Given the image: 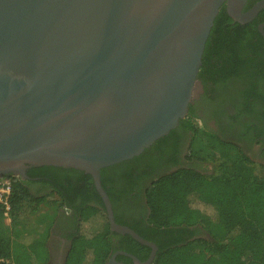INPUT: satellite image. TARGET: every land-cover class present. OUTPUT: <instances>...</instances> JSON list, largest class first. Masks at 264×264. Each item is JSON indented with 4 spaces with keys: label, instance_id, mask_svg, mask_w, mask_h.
<instances>
[{
    "label": "water",
    "instance_id": "obj_1",
    "mask_svg": "<svg viewBox=\"0 0 264 264\" xmlns=\"http://www.w3.org/2000/svg\"><path fill=\"white\" fill-rule=\"evenodd\" d=\"M246 0H0V178L29 166L92 177L111 231L157 246L114 220L100 169L140 154L187 113L213 20L239 23ZM264 24L258 26L264 39Z\"/></svg>",
    "mask_w": 264,
    "mask_h": 264
},
{
    "label": "trees",
    "instance_id": "obj_2",
    "mask_svg": "<svg viewBox=\"0 0 264 264\" xmlns=\"http://www.w3.org/2000/svg\"><path fill=\"white\" fill-rule=\"evenodd\" d=\"M255 1L247 0L243 10ZM260 23H264V7L251 21L239 23L228 16L222 5L206 39L194 85L199 81L224 83L231 77L246 79L247 90H254L258 82L264 84V39L257 29ZM191 116L190 111L178 124L187 125L193 139H197L199 132L207 138L205 145L197 140L201 144L198 143L197 153L215 162L214 173L205 175L182 167L162 175L144 189V213L134 215L127 210L128 214L122 216L116 210L121 198L107 187L104 173L125 165L128 160L105 166L100 169V182L110 200L114 220L155 243L157 251L151 264H264V169L254 166L241 151H230L210 132L192 125ZM173 131L156 139L153 145L164 141ZM54 171L78 178L67 189L82 202V207L76 209L80 218L78 230L71 235L64 264H109L116 251L146 260L149 247L127 234L110 230L103 202L89 174L42 165L31 167L27 176L59 184ZM4 177L11 180V191L8 223L0 204V264H46L45 243L39 239L24 243L23 239H30L31 234L22 228L38 225L48 235L53 216L49 222L44 216L57 206L58 199H48V195L35 197L21 178ZM59 196L63 203H68L62 194ZM98 216L101 218L98 229L81 230L83 223L95 221ZM195 225L210 239H191ZM115 261L133 264L123 253H117Z\"/></svg>",
    "mask_w": 264,
    "mask_h": 264
},
{
    "label": "flooded vegetation",
    "instance_id": "obj_3",
    "mask_svg": "<svg viewBox=\"0 0 264 264\" xmlns=\"http://www.w3.org/2000/svg\"><path fill=\"white\" fill-rule=\"evenodd\" d=\"M246 3L247 0L241 11L248 10L254 4L243 10ZM260 24L257 25V29ZM246 84V79L240 80L236 77L215 84L199 81L194 85L185 117L191 111L192 125L197 120L198 128L219 138L229 150L241 151L254 166L264 169V84L258 82L254 90L245 89ZM173 130L172 135L164 141L155 145L153 142L145 151L127 159L125 165L108 169L104 173L107 187L121 198L116 210L122 216L128 214L127 210L134 215L144 213L146 208L144 189L152 180L162 175L182 167L195 169L205 175L214 173L215 162L208 158L203 159V156L198 154L197 159L193 158L190 153L194 138L190 128L184 124H177ZM199 134L197 140L205 145L207 138L201 132ZM31 167L33 166L26 169V176L27 170ZM53 174L59 184L46 183L38 176L19 178L26 182V187L35 197L50 195L53 196L51 199H58L48 229V238L56 260L60 261L71 245V235L78 230L80 218L76 209L82 207V202L67 189L70 184L78 182V178L59 171H54ZM59 194H62L68 203H63ZM192 230L195 234L191 239L197 237L210 239L200 226L195 225Z\"/></svg>",
    "mask_w": 264,
    "mask_h": 264
},
{
    "label": "rangeland",
    "instance_id": "obj_4",
    "mask_svg": "<svg viewBox=\"0 0 264 264\" xmlns=\"http://www.w3.org/2000/svg\"><path fill=\"white\" fill-rule=\"evenodd\" d=\"M198 122L197 120L194 121V125L197 126ZM231 151V150H230ZM190 153L192 154L193 158H196L197 159V154L198 155H201L199 153H197V139H192V142H191V146H190ZM8 180L9 178H6V177H2L0 178V181H3V180ZM53 197V196H52ZM50 195L47 196V198H52ZM53 212L51 213L50 212H47L44 216V219L46 221H50L51 219V216H52ZM101 218L98 216L95 221H88L86 223H83L82 224V227H81V230L82 231H85L87 232L89 229H98L99 227V224H100V221ZM25 232H28L29 234H32V235H38L39 237H43V236H46V232L45 230L41 229L40 226L36 225V226H30V225H26L25 227L22 228Z\"/></svg>",
    "mask_w": 264,
    "mask_h": 264
},
{
    "label": "built area",
    "instance_id": "obj_5",
    "mask_svg": "<svg viewBox=\"0 0 264 264\" xmlns=\"http://www.w3.org/2000/svg\"><path fill=\"white\" fill-rule=\"evenodd\" d=\"M11 191V180L6 179L0 181V204L3 210V216L5 220H9V211H10V203H9V195Z\"/></svg>",
    "mask_w": 264,
    "mask_h": 264
},
{
    "label": "crops",
    "instance_id": "obj_6",
    "mask_svg": "<svg viewBox=\"0 0 264 264\" xmlns=\"http://www.w3.org/2000/svg\"><path fill=\"white\" fill-rule=\"evenodd\" d=\"M48 199H51V198H48ZM52 212H53L52 216H54V213H55L54 209L51 211V213ZM5 222L8 223L9 220H5ZM31 239H39V240H42L45 243V246H46V249H47V254H46L47 255V261H46V264H64L65 257H66L67 253H65L61 257L60 261L56 260V257H55V255H54V253H53V251H52V249L50 248V245H49L48 235L43 236V237H39L38 235H32L31 234V238L30 239H23V242L24 243H29L31 241Z\"/></svg>",
    "mask_w": 264,
    "mask_h": 264
}]
</instances>
